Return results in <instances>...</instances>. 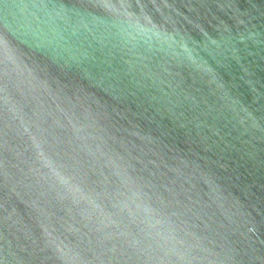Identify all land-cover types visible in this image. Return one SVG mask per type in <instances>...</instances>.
Wrapping results in <instances>:
<instances>
[{"label": "water", "instance_id": "obj_1", "mask_svg": "<svg viewBox=\"0 0 264 264\" xmlns=\"http://www.w3.org/2000/svg\"><path fill=\"white\" fill-rule=\"evenodd\" d=\"M0 264H264V0H0Z\"/></svg>", "mask_w": 264, "mask_h": 264}]
</instances>
